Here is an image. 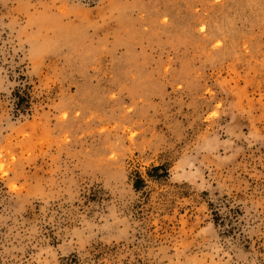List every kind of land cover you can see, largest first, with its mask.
<instances>
[{
  "label": "rangeland",
  "instance_id": "374dc122",
  "mask_svg": "<svg viewBox=\"0 0 264 264\" xmlns=\"http://www.w3.org/2000/svg\"><path fill=\"white\" fill-rule=\"evenodd\" d=\"M0 264H264V0H0Z\"/></svg>",
  "mask_w": 264,
  "mask_h": 264
}]
</instances>
